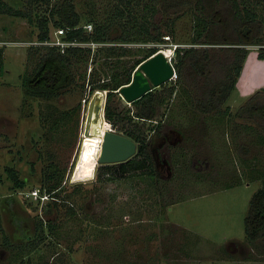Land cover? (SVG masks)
<instances>
[{
    "label": "rangeland",
    "instance_id": "1",
    "mask_svg": "<svg viewBox=\"0 0 264 264\" xmlns=\"http://www.w3.org/2000/svg\"><path fill=\"white\" fill-rule=\"evenodd\" d=\"M2 1L13 6L22 4V0ZM54 1L59 0L50 3ZM72 1L75 10L83 14L94 4L99 15L112 2ZM184 9L170 14L179 15L173 37L169 35L170 40L157 44L166 55L171 53L172 44L190 45L192 18ZM85 26L90 28L89 24ZM36 32L26 18L0 12L4 63L0 74V246L3 235L15 243L21 241L14 234L15 218L21 219L26 234L34 236L36 231L43 235L37 241L36 253L31 251L37 245L27 243L17 252L13 246L11 258L5 263L264 264V252L244 240L243 229L249 198L260 185L259 179L250 180L249 173L256 174L264 167V144L257 139L264 137V129L250 119L233 116L249 95L264 87V57H257L258 45L250 46L235 82L236 90L213 110L193 107L195 76L176 75L156 86L154 90L158 91L172 85L173 91L171 97L153 105L151 119L138 120L148 131L151 176L148 172L142 176L123 172L118 167L123 161L100 162L94 177L74 189L68 180L79 149L87 100L78 85L49 99L23 93L19 75L24 69L26 46L35 40ZM163 32L165 39L169 33ZM49 34H54L52 26ZM124 44L130 46L131 53L115 57L116 68L140 57L141 50L137 49L147 45L141 41ZM168 58L171 61V55ZM92 64L89 60L86 74ZM78 101L81 109L77 123L75 112H70L69 119L60 118ZM112 105L117 119L112 129L136 145L125 133L132 127L127 119L135 105L119 94ZM156 122L157 126L147 130ZM49 156L66 166L68 176L57 204L39 189L41 169ZM99 156L114 157L100 151ZM101 163L111 167L96 179ZM14 178H23L25 184L17 186ZM229 182L234 184L224 186ZM32 191L41 197L34 198ZM45 203L49 211L44 210ZM37 220L42 223L40 230L34 227ZM49 220L55 223L53 231L47 228Z\"/></svg>",
    "mask_w": 264,
    "mask_h": 264
},
{
    "label": "trees",
    "instance_id": "2",
    "mask_svg": "<svg viewBox=\"0 0 264 264\" xmlns=\"http://www.w3.org/2000/svg\"><path fill=\"white\" fill-rule=\"evenodd\" d=\"M181 8H185L184 11L187 10L192 18L190 45L172 44L171 62L177 76H195L197 94L192 99L193 107L207 112L217 108L236 90L235 82L250 46L258 45L257 57H264V0H112L102 15L97 13L94 4L83 14L75 10L72 0L52 3L50 0H22L20 6L0 0V12L24 17L37 28L35 40L26 46L24 69L19 75L23 93L49 99L78 85L86 101L94 89H105L103 128L130 141L133 147L130 138L112 129L117 121L112 99L118 97L116 89L130 80L139 61L159 48L163 49L157 44L170 40L169 35L173 37L174 21L179 15L178 12L175 16L170 14ZM86 24L90 25L89 29H86ZM50 26L54 29L63 27L65 39L82 43L92 41L98 45L93 49L87 45H68L60 50L58 46L35 43L49 37ZM163 30L169 33L165 39ZM132 41L147 45L137 49L141 50L140 57L116 68L114 62L117 60L113 59L131 53L130 46L124 43ZM89 60L95 65L92 64L86 74ZM29 61L32 62L29 64ZM81 66L83 70L79 69ZM3 72V49L0 47V74ZM155 88L131 101L135 110L127 120L132 127L125 133L136 142V152L119 163L118 167L123 172L142 173L139 176L148 172L149 176L152 175L153 162L146 140L148 131H144L138 120L151 119L153 105L171 97L173 86L158 91ZM80 109L81 102L78 101L60 118L69 119L70 112H75L77 123ZM233 116L250 119L264 129V87L249 95ZM132 117L137 120L132 121ZM153 125L157 126L158 122L151 123L147 130ZM257 139L261 145L264 144V137ZM47 160L41 169L39 189L49 195L50 202L57 204L68 178L66 166L52 156ZM110 167L111 164H99L96 179ZM7 170L12 174L11 169ZM249 175L250 180L259 179L260 185L252 192L243 218L244 240L264 252V167ZM14 183L22 187L25 180L14 178ZM232 184L234 182L224 186ZM80 185V182L73 183L72 187L78 189ZM44 210H50L46 203ZM37 225L39 230L42 229L41 220ZM54 226L53 221L47 222L50 231Z\"/></svg>",
    "mask_w": 264,
    "mask_h": 264
},
{
    "label": "water",
    "instance_id": "3",
    "mask_svg": "<svg viewBox=\"0 0 264 264\" xmlns=\"http://www.w3.org/2000/svg\"><path fill=\"white\" fill-rule=\"evenodd\" d=\"M174 67L161 49L145 57L133 68L130 80L121 84L116 91L126 101L131 102L143 93L159 86L170 79ZM106 99L105 89H94L87 99L82 129L80 133L79 149L69 175V183L91 180L95 175L97 163L124 161L135 152L133 150L122 157L103 159L99 156L100 142L102 139V126L104 124V104ZM87 158L90 167L82 171V164Z\"/></svg>",
    "mask_w": 264,
    "mask_h": 264
},
{
    "label": "flooded vegetation",
    "instance_id": "4",
    "mask_svg": "<svg viewBox=\"0 0 264 264\" xmlns=\"http://www.w3.org/2000/svg\"><path fill=\"white\" fill-rule=\"evenodd\" d=\"M15 218V217H14ZM37 222H39V220H37ZM15 223V232L14 234L16 235V238H20L21 241H17L18 243L14 242V239L10 240L9 237L7 238L6 235H3V241H2V245L0 246V256L3 258V262L1 264H9V262L7 261L5 263L6 258L9 260L11 258V248L13 246H16V250L15 252H17V250L22 251L24 250L26 247V244H30L31 247H35L37 245V241L38 239H41V236H39L38 232L34 231L33 234H35L34 236H32L31 234H26V231L23 227V225L21 224V219L19 218H15L14 220ZM38 223L35 222V229L38 228ZM14 237V236H13ZM34 237L36 239H34ZM38 245L36 246L35 249H33L31 252L34 254L36 253ZM27 259H25L26 261ZM29 263V262H28Z\"/></svg>",
    "mask_w": 264,
    "mask_h": 264
},
{
    "label": "bare ground",
    "instance_id": "5",
    "mask_svg": "<svg viewBox=\"0 0 264 264\" xmlns=\"http://www.w3.org/2000/svg\"><path fill=\"white\" fill-rule=\"evenodd\" d=\"M164 54L166 55L165 52ZM170 54L166 55V57H169ZM103 127H105L104 124L102 126V139L100 142V149H99L100 154H109L113 156L122 157L123 155H127L129 152L132 151L133 146L130 141L118 135L107 132ZM104 149L107 150L105 151ZM85 159L86 160H84L82 164V171H86L90 167L87 158Z\"/></svg>",
    "mask_w": 264,
    "mask_h": 264
},
{
    "label": "built area",
    "instance_id": "6",
    "mask_svg": "<svg viewBox=\"0 0 264 264\" xmlns=\"http://www.w3.org/2000/svg\"><path fill=\"white\" fill-rule=\"evenodd\" d=\"M64 32H65V29L63 27L56 28V29H54L53 36H51L49 34V37L47 39H45L43 41L35 42V43L44 44V45L58 46L60 50H63V48L68 46V45L79 44V45H87V46H90V47H94V46L98 45V43L92 42V41L83 42L82 43V42H77L75 40L65 39V38H63ZM168 59H170V58H168ZM175 77H176V72H175V69H174L172 75L170 76V79L175 78ZM31 194L34 195V198L41 197L40 195L38 196V194H35L34 191H32Z\"/></svg>",
    "mask_w": 264,
    "mask_h": 264
},
{
    "label": "clouds",
    "instance_id": "7",
    "mask_svg": "<svg viewBox=\"0 0 264 264\" xmlns=\"http://www.w3.org/2000/svg\"><path fill=\"white\" fill-rule=\"evenodd\" d=\"M171 51V53H172V50H170ZM171 55V54H170Z\"/></svg>",
    "mask_w": 264,
    "mask_h": 264
}]
</instances>
